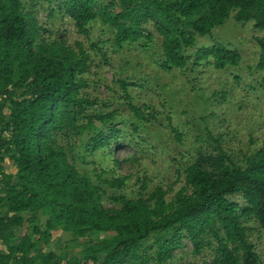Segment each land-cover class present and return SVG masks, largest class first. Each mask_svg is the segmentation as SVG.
<instances>
[{"label": "trees", "instance_id": "obj_1", "mask_svg": "<svg viewBox=\"0 0 264 264\" xmlns=\"http://www.w3.org/2000/svg\"><path fill=\"white\" fill-rule=\"evenodd\" d=\"M35 1L52 2L27 3ZM60 10L82 35L95 21L112 29L118 49L157 34L166 72L189 63L238 66L240 53L221 42L185 55L230 17L264 30V0H63ZM254 41L255 68L262 70L264 37ZM74 45L46 35L32 5L0 0V264H168L182 238L194 256L210 249L203 264H260L244 222L254 221L264 237V143L235 162L222 137L208 133L212 151L197 153L170 201V189L161 187L143 197L141 183L136 199L120 194L110 198L120 207H104L102 185L120 189L127 178L102 179V168L93 169L99 171L94 176L79 172L71 160L74 140L88 134L87 152L112 154L121 130L115 111L102 113L84 92L90 56L81 43ZM120 85L126 92L125 82ZM128 108L142 126V111L131 103ZM56 233L83 240L76 256L50 249ZM97 236V242L88 240ZM148 238L151 253L144 247Z\"/></svg>", "mask_w": 264, "mask_h": 264}, {"label": "rangeland", "instance_id": "obj_2", "mask_svg": "<svg viewBox=\"0 0 264 264\" xmlns=\"http://www.w3.org/2000/svg\"><path fill=\"white\" fill-rule=\"evenodd\" d=\"M22 1L26 9L32 5L34 16L51 39L62 37L73 47L76 42L82 44L90 56L85 74L89 86L84 92L98 100L102 113H116L115 123L121 133L112 141V154L109 150L87 152L84 144L88 134H84L74 140L76 146L71 156L81 173L91 172L94 176L99 171L93 169L102 168L105 169L102 179L127 178L120 189L102 185L104 207H120L110 199L120 194L128 200L136 199L141 183L146 185L143 197L161 187L170 189L165 197L170 201L183 186L184 169L195 161L197 153L212 151L213 147L205 141L208 133L222 137V147L235 162L264 143V69L255 68L259 49L254 41L256 37H264V30L256 31L248 23L237 24L230 17L213 29L210 36L198 38L185 55L221 42L240 53L238 66L215 69L203 63L191 68L189 63L184 70L166 72L160 69L161 37L157 34L150 42L141 40L118 49L114 45V31L99 21L90 25L88 35L78 33L73 21L60 10L63 0L32 4ZM120 82H125L126 92ZM129 103L145 115L147 121L143 120L142 126L136 124ZM113 158L118 166L112 163ZM11 169L8 166L7 171ZM231 201L243 204L238 196ZM244 225L260 264H264V237L254 221ZM101 237L88 240L97 242ZM72 240L68 234L56 233L50 249L76 256L83 240ZM144 247L153 252L151 238ZM191 249L190 243L182 238L180 248L168 264L210 261V249H205L202 256L192 255Z\"/></svg>", "mask_w": 264, "mask_h": 264}]
</instances>
